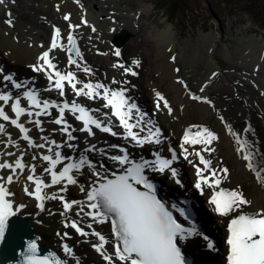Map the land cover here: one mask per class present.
Returning a JSON list of instances; mask_svg holds the SVG:
<instances>
[{"label": "snow or ice", "instance_id": "1", "mask_svg": "<svg viewBox=\"0 0 264 264\" xmlns=\"http://www.w3.org/2000/svg\"><path fill=\"white\" fill-rule=\"evenodd\" d=\"M76 2L78 3L79 0H76ZM0 3H4V0H0ZM8 15L11 16L10 13ZM63 19L69 21L70 17L65 15ZM5 22L12 26L11 18ZM81 24L87 25V21L82 19ZM78 27L79 25L69 23V30L65 34L66 44L61 43V29L54 27L50 38V46L38 56V63L32 65L31 68L33 72L45 74L50 85L48 90L54 87L59 95L64 97L66 95L65 86L67 85L76 97L85 96L89 100H102L101 108L90 110L76 100H72L70 103L68 101L58 103L41 99L35 90L29 89L23 82L15 81L11 75L0 73L2 81L11 82L12 87L17 90L25 89L22 97L19 95L14 96L11 91L0 92V102H2L0 104V121L7 122L18 129L19 138L25 141L29 148L38 147L43 149L45 144L34 143L28 135L30 129L25 127V123L21 118L40 117L42 115L52 116V113L48 111L49 108H54L58 112V118L54 117L50 122L62 126L61 131L67 134L68 141H72L76 137L69 131L71 126L65 119L66 110L72 113L77 121L82 122V128L72 129V131H84L89 136H93L95 134L93 132L94 127L101 132L117 136L119 134L113 131V127L118 126L124 130L122 138L134 142L137 146L161 144V129L155 125L153 120H146L145 116L147 114L142 112L136 103L130 102V97L126 95L127 89L124 85L128 83L127 80L117 81L112 79L111 84H119L120 87L118 88H111L101 82H82L75 72L62 71L55 62L56 58L50 56V53L55 49L64 51L67 54V64L69 66L75 65L87 76H92V69L81 64L83 57L73 35ZM92 31H96L95 27H92ZM114 54L120 57L121 51L116 49ZM172 59L174 60L175 57ZM139 66L140 61L137 59H134L132 66L128 67L124 63L113 65L115 68L122 69L123 75L131 76L137 75L133 68ZM177 71L179 70L177 69ZM177 83L183 84V81L178 80ZM78 85L81 86L78 88ZM201 91H203V88ZM191 98L206 104L210 103L207 99L195 95H192ZM22 101L24 102L23 105ZM155 101L157 111L161 108L167 109L169 115H171L172 108L169 106V102L159 92L155 93ZM4 106L10 107L12 115L6 113ZM29 109H34V111ZM102 109H110V114L103 112ZM77 113L79 114L77 115ZM95 113H99V115H94ZM111 117H115L119 124L114 125ZM28 123L33 124L36 128L41 126L39 119H29ZM195 127H197L195 133L192 132L191 128L185 130L180 143V155L185 160H189V156L198 157L199 164L203 166L201 168L195 164L193 165L196 175L194 186L197 190H200L202 195L205 187L212 189L208 203L214 206L213 210L217 215L228 217L232 213H237L227 223L226 264H264V209L253 213L244 212L243 208L251 203L245 198L244 194L238 190H227L220 187L228 177V169L222 168L218 173L211 167L212 161L202 155V152H209L210 154L215 151L214 148L209 146L218 137L206 127ZM226 127L229 134L235 138L237 153L246 162L248 170L254 173L257 183L264 187V167L258 169L254 166L253 145L231 127L227 125ZM134 129H138V131H134ZM243 131L247 133L250 129H244ZM142 133L143 135H141ZM5 134V123H0V136ZM41 139H45L46 143L54 145V147L47 149L48 154L39 157L40 160L46 162V166L42 171L50 176V182L47 181V176L37 174L34 165H29L24 161V154L11 163L8 161L0 162V171H9L6 176L0 175V241L5 239V232L9 227L10 218L20 214L22 209L26 207L25 204H14L12 198L15 193L10 190L8 185L18 182L19 175L27 171L28 174L25 176L27 183L23 191L36 201L35 206L41 212L46 210L44 203L46 200L58 199L63 207L60 215L64 216L66 221L68 220L67 214L73 210L74 206H79V210L76 211L75 215L90 218L91 223H86L88 229H93V224H110L113 239H109L95 229L91 232L85 231L80 226L82 220H71L64 224L65 228L70 227L81 237L89 235L95 237L97 243H94L92 247L103 257L106 264H114L115 261H118L119 264H188L181 248L178 246V241H184L193 235L198 236L200 233L195 225L186 228L177 222L172 212L166 208L165 203L157 198L155 185L145 175L146 169L159 173H164L167 170L171 172L173 177H176L177 171L171 167L172 163L178 158L175 150L169 148L170 158H164L159 152L154 151L153 156L155 158L153 160L141 158L137 162L130 159L125 148L111 145L110 147L118 148L119 152L124 153L123 155L109 157V159L123 167V172L120 175L112 174L114 178H108V170L102 164L99 166L102 171H98L96 165L91 163L86 156L81 155L78 160L74 161L71 157L62 154L59 150L62 147L61 144L56 143L54 140L48 141L45 137H41ZM9 145L19 147L13 141L11 135L8 136L5 147ZM186 145H201V148L198 151H192L190 147H185ZM63 146L75 147L72 144H64ZM97 150L94 144L85 149L89 153ZM100 151L104 154L103 150ZM7 155L12 156L15 153L9 152ZM31 159L36 160L37 156L33 155ZM189 163L193 162L189 160ZM58 165L63 166L58 169ZM125 165L127 167H124ZM85 166L92 170L99 183L93 181L90 190L85 189L83 186L80 187L81 192L86 195V203L66 200L59 193L66 191L68 185L78 183L73 173L81 172ZM176 182L180 183L179 180ZM55 185H61V187L51 193L45 191ZM138 185L142 186L144 190H139ZM172 207L191 224L190 215L185 208H181L176 204H173ZM85 208L88 210L85 211ZM57 235L62 236L64 239L70 238L68 233H57ZM204 239L208 241L207 246L209 248L214 247L213 242L207 236ZM38 241L39 237L27 243L26 248L20 254L23 258L21 264H68L67 259H62L54 253L41 255ZM106 245H111L113 249L111 254L106 249ZM61 248L64 257L76 259L69 244L64 243ZM76 264H80L78 259Z\"/></svg>", "mask_w": 264, "mask_h": 264}, {"label": "bare ground", "instance_id": "2", "mask_svg": "<svg viewBox=\"0 0 264 264\" xmlns=\"http://www.w3.org/2000/svg\"><path fill=\"white\" fill-rule=\"evenodd\" d=\"M18 1L23 4V6L14 10L16 19L18 18L24 23H31L32 27L31 29L22 27L23 30L26 29L19 35L20 39L14 41L12 35L15 34L16 28L12 31L14 28L11 30L2 24L4 19L2 11H4L5 6L0 5V55H2V60L7 68L22 71L24 65L32 62L37 51H39L35 45L29 47L28 42L30 40L36 41L43 37L48 38L49 36V27L46 25V22L40 19V16L46 15V21L54 20L58 15V13L53 10L54 2H58L59 5H62L63 10L76 11V8L68 0ZM81 2L86 3L88 16L90 18L94 11L98 12V16L102 15L98 24L99 28L97 27L96 30V33L100 37L98 38L95 34L91 35L87 33V38L92 36L91 43H97L99 46H102L104 41V45L107 48L109 46L107 41L112 40V37L116 35L113 32H109V27L111 25L109 21L111 20L109 19L108 21L105 18L106 15L107 17L109 16L107 11L108 9H115L118 11L119 6L122 7V11H125L124 15L120 14L119 19L117 18V22L121 23L125 20L126 25L123 24V30L129 32L131 37L130 40L122 46V50L126 57L139 56L143 60L142 65H140V75L133 80L132 87L137 89L138 93L141 94V100L144 102L148 100V89L150 87H156L162 90L169 98L174 112L170 117L161 113L157 116L166 134L177 135L186 125L196 123L207 124L210 122L213 115H218L222 117L226 125L231 128L233 126L244 127L245 125H240L242 119H248L249 122H254L255 125L252 126L257 132L263 134L262 138L264 139V131L260 129L263 125L262 121L255 117L259 112H262V109H259L258 106V104L263 106L262 99L258 96V92H261V90H253L249 85H246L247 82L253 81L258 84L261 89H264V82L262 81L264 75V58L262 59L259 56L260 53L264 51V37L260 36L262 41H258V39L254 37H248L246 40L238 39L241 43L240 49H233L232 52H229L227 48H219V43L223 41V36H220L219 33L214 34L202 31L197 42L205 43L204 48L207 49V54H205V56L209 62L208 66L206 68L202 66V74H195V72L188 70L189 67L184 62L181 63L182 56L177 53L174 65H177L178 62L181 63V69L176 75L172 71L174 65L168 61L170 54H166V48L170 46L172 48L171 52H177L180 49L178 34L173 30L171 25L161 27L156 22L151 23L150 16L152 7L146 5L144 0H79L80 4ZM35 4L38 5L35 6ZM104 4L107 5L106 8L103 7ZM104 13H106L105 16ZM70 14L71 16H76L74 12ZM138 14L139 17L136 20L135 16ZM133 24H138V27L135 28ZM117 29H120V27ZM10 33L11 36L9 35ZM149 38H155L156 42H150ZM161 43L166 44L164 50L161 48ZM254 45H256V49L251 56H249V50ZM81 49L82 51L83 49L85 50L83 54L87 58L88 52L86 44L81 45ZM4 52L9 53L5 55ZM248 56L250 59L249 62H247ZM89 59L100 66L111 61L108 56L96 57L92 54L89 55ZM231 62L234 63L232 64ZM256 64L259 65V71L254 73L253 66ZM209 69L210 71L219 70L218 76L205 90V93L209 94L214 99L213 109L205 104H198L187 99L184 95V89L173 80L175 77H184L190 85H194L196 82L197 85H195V88L197 89L198 85L203 80H206L210 72L208 71ZM187 70L191 73L190 75ZM243 70H245L244 73H242ZM241 83L243 84L242 86L240 85ZM236 92L238 96H241L242 101H238V97L236 98L234 94ZM180 106L183 107L181 110ZM223 135L221 134L218 144V157L214 160L215 165L219 167V170L222 168L228 169L227 178L229 179L230 186L233 187L240 184L246 187V195L251 199L252 210L263 207L264 193L255 185L251 178L252 175L243 169V162L239 159L240 154L235 151V146L232 144L230 135L227 133L224 134V132ZM182 169L184 171V176L189 178L191 176V170L186 165H182ZM34 212V208L29 204L28 207L22 210L18 215L33 217L32 214ZM38 217L43 221V225H35V228L42 237V244H48L49 247L55 250L51 245L55 243L61 248L63 242H59L54 235V231L60 228L57 215L43 213L39 214ZM76 248L82 251L84 263L101 264L99 257L95 252L89 249L88 244H80ZM64 258L70 262V257ZM18 261L19 258H16V260L11 263L7 262V264H18Z\"/></svg>", "mask_w": 264, "mask_h": 264}, {"label": "rangeland", "instance_id": "3", "mask_svg": "<svg viewBox=\"0 0 264 264\" xmlns=\"http://www.w3.org/2000/svg\"><path fill=\"white\" fill-rule=\"evenodd\" d=\"M180 1L181 6L176 7L172 12L175 21H171V19L167 18V12L164 9L158 11V7L162 4L163 0H158V2L156 0H145V3L152 7L150 16L151 23L156 22L161 27L169 25L175 27L176 31L174 27L173 30L178 34V44L180 48L177 53L182 56V62L188 67L192 66L188 69L189 71L192 70L193 72L202 74V66L206 68L209 64L205 56V54H207V49L204 48V42H197L202 29H204L206 33H219L220 36H223V41L219 43V48H227L229 52H232L233 49H240L241 43L238 39L246 40L248 37H254L257 38L258 41H262L260 35L264 37V0ZM228 2L234 4L233 8L229 9L224 6V3ZM37 5L38 4H35V6ZM184 8L195 9L197 13L190 14L189 12H185ZM244 9L248 10L250 14L245 15L243 13ZM137 18L138 17L135 19L137 20ZM123 23L125 24V20ZM133 25L135 28L138 27V24ZM28 27L29 25L26 26V28ZM125 32L131 37L129 32ZM149 41L153 43L156 42L155 38H149ZM165 45L166 44L161 43L162 50H164ZM255 49L256 45L250 48L249 56H251ZM166 54H170L169 48L166 49ZM249 56L247 57V62L250 60ZM231 63L233 64L234 62ZM213 120L214 118L211 119V121Z\"/></svg>", "mask_w": 264, "mask_h": 264}, {"label": "water", "instance_id": "4", "mask_svg": "<svg viewBox=\"0 0 264 264\" xmlns=\"http://www.w3.org/2000/svg\"><path fill=\"white\" fill-rule=\"evenodd\" d=\"M113 43L117 46H121L123 40L116 37ZM32 237L33 231L30 227L29 220L21 221L17 218L12 219L9 232L0 252V264H7V262L11 263L16 260V258H19L18 264H21L23 258L20 254L23 252V250H21L23 241Z\"/></svg>", "mask_w": 264, "mask_h": 264}, {"label": "trees", "instance_id": "5", "mask_svg": "<svg viewBox=\"0 0 264 264\" xmlns=\"http://www.w3.org/2000/svg\"><path fill=\"white\" fill-rule=\"evenodd\" d=\"M181 6V1L180 0H166L160 7L159 9H163V8H171V11L174 10L176 7ZM185 12H189L190 14H195L196 11L195 10H190L187 8H184Z\"/></svg>", "mask_w": 264, "mask_h": 264}]
</instances>
